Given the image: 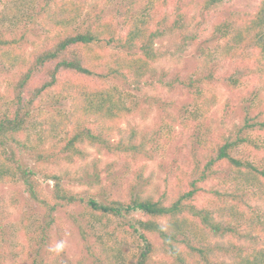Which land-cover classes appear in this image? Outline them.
Masks as SVG:
<instances>
[{
    "label": "trees",
    "instance_id": "trees-1",
    "mask_svg": "<svg viewBox=\"0 0 264 264\" xmlns=\"http://www.w3.org/2000/svg\"><path fill=\"white\" fill-rule=\"evenodd\" d=\"M89 1L0 0L7 12L0 16V66L10 72L0 92V183L21 186L33 207L22 264H67L55 246L64 223L82 240L79 264H264V158L240 150L264 151V142L253 138L264 131V108L250 106L228 133H198L192 162L171 172L174 187L161 195L133 186L125 199L100 198L91 192L101 183L99 172L88 162L71 167L77 159L87 161V146L154 158L161 132L131 127L125 134L122 127L140 105L137 95L147 96V87L156 85L151 78L164 56L157 40L182 31L189 9L210 12L224 0H182L172 14L161 15V0L139 9V0H132L122 32L99 9L87 18ZM2 17L13 25L26 21V32L36 31L31 48L25 47L26 33L8 34ZM215 29L223 56L253 49L264 82V0ZM215 59L212 51L205 53L194 76L180 82L190 98L182 108L186 121L199 129L218 102L215 81L238 82L232 74L218 76ZM46 97L68 100L70 108L57 109L32 135L27 130ZM220 170L232 176V185L210 187L218 200L198 205L202 184ZM74 185L86 186L89 194ZM4 234L0 225V248Z\"/></svg>",
    "mask_w": 264,
    "mask_h": 264
},
{
    "label": "rangeland",
    "instance_id": "rangeland-1",
    "mask_svg": "<svg viewBox=\"0 0 264 264\" xmlns=\"http://www.w3.org/2000/svg\"><path fill=\"white\" fill-rule=\"evenodd\" d=\"M132 0H100L95 5L94 0L89 1L87 18H91L94 10H98L105 20L111 21L118 32H122L125 17L127 15L128 2ZM151 0H139L136 8L150 4ZM261 0H224L216 9L206 12L201 9H189L182 31L159 38L157 49L164 53L156 65V72L152 76V83L155 87H147L148 95L138 94L139 107L128 116L123 124L122 133L128 134L131 127L146 130H158L161 132L155 137L158 139V150L154 158L140 157L135 159L129 155L99 153L95 147L87 146L90 156L87 161L77 159L71 165L72 169H77L88 162L92 167V172L100 174L101 183L91 189L100 198L111 196L113 198L125 199L133 186L146 188L147 190L161 195L165 190H172L175 177L171 172L178 170L179 164L188 165L192 162L195 149L198 148L196 136H206L208 134H222L241 123L245 112L250 106L264 108V82L261 79L259 66L255 60L253 49L245 48L243 51L231 52L223 56L222 49L218 46V33L216 26L223 21H233L240 17L243 12H253ZM155 2V1H154ZM164 12L173 13L175 7L182 0H161ZM19 4V3H18ZM161 6V5H160ZM23 9L28 10L27 6ZM161 9V8H160ZM5 7L0 9V16L6 14ZM34 12V11H33ZM2 13V15H1ZM90 16V17H89ZM4 29L8 34L25 35V47L31 48L35 42V32H26L28 23L26 21L19 25H13L2 17ZM38 28V26H37ZM183 45H187L185 48ZM212 51L216 59L212 62L218 76L232 74L237 79L236 85H228L220 81H215V88L218 93V102L210 112L208 118L199 129L195 123L188 125L186 118L188 114L182 108L187 105L190 98L182 92V80L188 81L194 76L198 63L203 59L204 54ZM10 77L2 65L0 66V92L5 88V84ZM162 80V82H161ZM174 84H171V83ZM162 102H165L167 110L163 109ZM41 106L34 111L33 122L27 130L30 134H35L37 128L57 109L69 110L68 100L55 101L46 97ZM170 112L177 115L183 124L174 123ZM168 122V125H167ZM171 133L167 129L171 127ZM202 134V135H201ZM120 134H117V137ZM253 138L264 142V131L253 132ZM199 137V136H197ZM244 156L261 160L264 158V151L244 147L240 149ZM251 156V157H250ZM31 164L30 158L24 159ZM96 163V166H95ZM33 164V163H32ZM226 179V183L225 180ZM232 185V176L226 170H220L219 174L207 183L202 184L204 190L199 194L197 203L200 206H211L214 200H218L209 191L213 186ZM76 190H82L87 195L84 185L72 186ZM215 205V204H214ZM216 207V206H215ZM33 211L32 203L22 192L21 186H14L8 183H0V225L5 230V240L0 248V264H22L28 257V237L27 230L31 231V222L27 221L28 215ZM67 224H62L59 231L62 233L56 241L57 251L62 252L67 264H79L78 261L83 255V245L77 232L68 230ZM15 257L18 259L15 260ZM88 264V263H84Z\"/></svg>",
    "mask_w": 264,
    "mask_h": 264
}]
</instances>
